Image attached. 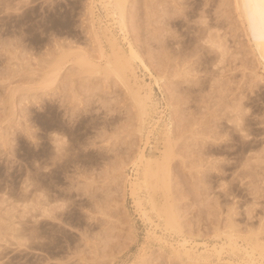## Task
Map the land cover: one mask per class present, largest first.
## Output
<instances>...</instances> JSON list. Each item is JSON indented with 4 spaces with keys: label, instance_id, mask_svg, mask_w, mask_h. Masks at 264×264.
I'll return each mask as SVG.
<instances>
[{
    "label": "rangeland",
    "instance_id": "obj_1",
    "mask_svg": "<svg viewBox=\"0 0 264 264\" xmlns=\"http://www.w3.org/2000/svg\"><path fill=\"white\" fill-rule=\"evenodd\" d=\"M87 1L0 0V264H247L171 255L147 237L124 179L139 148H167L168 186L152 194L182 233L211 245L230 227L264 242V65L234 0L127 1L129 40L152 73L135 62L137 81L162 113L147 140L133 90L110 72L68 60L41 81L61 48L103 62Z\"/></svg>",
    "mask_w": 264,
    "mask_h": 264
},
{
    "label": "bare ground",
    "instance_id": "obj_2",
    "mask_svg": "<svg viewBox=\"0 0 264 264\" xmlns=\"http://www.w3.org/2000/svg\"><path fill=\"white\" fill-rule=\"evenodd\" d=\"M127 1L128 0L87 1L88 5H86V10L91 18L89 21L90 31L94 41H97L95 43H97L96 47H98V49H96L98 50V54L94 58L103 60V62H95L89 56L77 50L68 48V50H63V48H61L62 50L60 49L58 53H56V56H54L55 54L53 55V60L51 59L49 61L52 62L41 76L43 77L41 81L43 84H46V86L53 83V80H55V78L57 79L62 64H66L68 60L79 62L80 65H90L94 68L95 72L100 70L105 71V73L106 71L107 73L110 72L125 86V88L133 90V100L139 109L138 119L140 126L138 132L145 136H143V139L145 138L147 140L153 128L159 125L162 113L159 112L161 113L159 114L156 111V109L160 108H156L155 100L152 95L151 82H146L144 80L140 82L137 81L138 77L135 74V62L139 63L150 75H152V73L146 68L137 50L131 43L132 41L129 40L130 32L127 27L128 23L126 22ZM233 2L239 16L246 23L248 30L247 34H249L254 49L264 65V0H234ZM99 7L104 11L102 15L105 18L104 20L99 13H96V8L98 9ZM117 31L121 34L120 36L122 39L128 42L127 51L119 44ZM102 40L108 44L109 50L104 49L101 43ZM62 68H64V65ZM129 77L132 78V81ZM152 79L155 85H160L158 79L155 77ZM129 82L133 85H130ZM50 86L51 85L47 87ZM153 113H157L156 115H158V118H154ZM145 124H147V126ZM169 124L166 122L163 123L162 128L160 127L158 131V133L163 136L164 143L165 139L169 136L171 127ZM146 140L143 142L146 143ZM143 146L145 145L143 144L142 147ZM162 149L160 150V155L154 157L146 155L143 148H139L135 159L130 163L133 175L127 173L124 178L128 183V193L130 197H132L133 204L141 215L140 218L143 217L144 220L142 221H148L147 223L150 224V228H146L147 237L155 240L161 247L167 248L171 255L185 258L190 261L208 260L211 257H215L219 261L222 259V253L227 252L228 254L236 256L239 254L238 256L240 260L242 259L241 262L243 261V263L264 264V242H262L257 235H241L229 227L227 230L222 229V231L218 232L219 234L221 233L220 236H223L222 242L215 243V240L214 242L212 241L210 245L203 241H197L193 237L182 233L181 227L178 225L171 210L163 205L164 202L160 203L153 197V191L156 192L155 190L157 188H160L159 190L161 193V189L165 191L168 186L169 175L167 160L168 157H170V150L167 148ZM142 191L145 192L144 198L140 195ZM157 195L156 193V196ZM145 203L148 207H146ZM150 212H153L152 214L156 216V221L149 216ZM156 228L160 229V234L156 232ZM167 233L168 235L177 234L178 238L172 242L166 237ZM216 235L214 237H217ZM224 260L225 257L223 261ZM228 262L229 264H241L239 261Z\"/></svg>",
    "mask_w": 264,
    "mask_h": 264
}]
</instances>
